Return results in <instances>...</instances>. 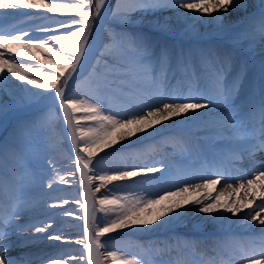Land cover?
Listing matches in <instances>:
<instances>
[{
	"label": "snow or ice",
	"instance_id": "6c2138e0",
	"mask_svg": "<svg viewBox=\"0 0 264 264\" xmlns=\"http://www.w3.org/2000/svg\"><path fill=\"white\" fill-rule=\"evenodd\" d=\"M106 4L107 0H96L93 9L88 0H0V10H10L0 12V20L14 18L17 14L35 15L39 19V14L31 10L74 14L51 18L52 27L21 30L16 25L0 24V91L11 93L14 90L15 93L10 97V105L0 104V113L9 108L24 112L38 105L48 107L40 127L49 131V144L56 141L54 110L62 113L83 188L82 200L76 201L82 211L77 219L83 221V239L76 241L82 246L77 264H105L109 259L112 264H149L119 249L102 253L101 250L108 247L102 238L118 230L140 232L149 231L150 227L170 225L180 217L185 206L191 205H197L198 212L213 219H229L224 213L242 217L246 232L251 231V222L258 223L261 226L259 236L247 237L259 240L258 250L247 252L239 244L232 243L233 237L222 250L212 248L210 251L215 255H207L206 252H197L195 241L176 238L167 243L141 245L151 256L150 264H236L237 261L240 264H264V162L255 160L257 152H264V0H260L257 12L246 18L249 28L237 35L238 42L246 46L248 53L258 52L260 56L255 75L250 74L247 62L234 68L233 58L228 53L220 55L212 50H202L199 72L195 70L196 60L192 54L182 51L176 57L179 77L173 72L170 79L173 53L167 45H161L143 33L110 30L108 42L87 77L92 84L91 92L81 95L70 91V82L79 74L91 39L93 21L100 20ZM247 8L244 0H126L111 9V17L123 27L133 23L135 13H141L142 17H156L157 12L171 10L175 25L207 21L222 30V13ZM180 9L185 11L180 12ZM170 20L171 17H164L162 22L156 17L149 23L154 31L171 33L174 26ZM192 28L194 25L188 31ZM173 79L177 81L175 85ZM16 80L21 83L16 84ZM117 90L122 103L105 107V101L109 99L106 94H115ZM204 116L211 117L210 139L234 147L211 156L201 153L202 159L178 169L176 174L159 161L152 162L158 166H150L147 161L139 164L125 162L107 169L98 165L101 153L104 157L112 153L127 160L129 157L119 150L133 140L159 135L160 128L169 124L187 125ZM37 124V121L26 118L18 120L19 143L15 151L22 153L23 157L28 155L24 149L36 138L33 133ZM245 158L251 162V167L236 168V164ZM48 164L51 165L52 161L49 160ZM229 165L238 175L231 174ZM36 167L41 170L43 179L44 164L41 162ZM72 175L71 172L57 174V178L67 184V177ZM13 176L18 192L23 187L20 181L24 177L35 179V174L28 171L20 175L13 170ZM137 177L141 183L149 185L140 196L109 193L113 182H135L133 178ZM233 179L237 186L225 183V189L228 197L236 194V199L225 197L224 192L213 195L218 185ZM152 181L163 186L152 190ZM52 183L53 180L49 179V188ZM93 189L101 194L94 195ZM204 190L208 194L201 199ZM21 203L18 197L6 215L0 214V264H34L32 259L6 258L4 253L11 243L5 245L2 241L9 235L25 241L43 239L38 235L20 237L19 233L31 230L47 236L52 227L51 223L36 227L37 223L43 222L34 218L28 223L12 220L13 216H23ZM64 203L67 201L49 207H62ZM97 213L104 216L99 223ZM64 215L73 213L65 212ZM9 227L11 233L7 231ZM47 239L62 241L64 236L56 234L47 236ZM184 251L188 252L187 256L173 255V252ZM45 258L48 264H71L68 259L35 256V260Z\"/></svg>",
	"mask_w": 264,
	"mask_h": 264
},
{
	"label": "bare ground",
	"instance_id": "6f19581e",
	"mask_svg": "<svg viewBox=\"0 0 264 264\" xmlns=\"http://www.w3.org/2000/svg\"><path fill=\"white\" fill-rule=\"evenodd\" d=\"M67 2V0H64ZM260 3V0H246V4L248 5V8L245 9H236V10H230L229 12L222 13L224 16L223 19V29L222 30H217V27L214 24H210L207 21L204 22H194V21H188L187 23H183L180 25H175V16L171 10H167L164 12H157L156 17H160L162 22L164 17H171V20L169 23H173L174 26V31L171 33H160L154 30H150L148 28H137L134 27L133 24L136 25L138 22H147V21H153L156 17H153L152 15H148L147 17H142L140 14H135L132 17L133 23L127 26V28H124L122 31L126 32H132V33H143L152 38L153 41L159 42L161 45H167L170 50L173 53V61H172V69L169 72V77L171 79L172 73L176 72L177 77H179V71L177 69V64H176V57L179 55L180 52L184 53H191L192 57L196 60L195 64V70L197 72L200 71L201 64L199 63V57L200 53L202 50H212L215 53H218L220 55H224L225 53H228L232 56L233 58V67L235 68L236 65L240 63L247 62L249 64L250 68V74L255 75L258 72L259 69V60L260 56L258 55V52L256 54H250L245 51L243 53L242 51L244 50L243 48L246 49L245 45H241L238 40H237V35L241 32H244L246 29L249 28V23L247 21V17H251L252 14L248 13L245 14V11L249 9H254L253 13H256L258 10V5ZM256 8V9H255ZM111 9L110 6V0H107V4L101 14L103 16L106 14L109 10ZM2 11H7V10H0ZM34 11V10H31ZM180 12H184L185 10L180 9ZM38 13V12H34ZM39 14V19L35 15H28V16H23V17H29L31 20L27 23H23L19 26H17L21 30H25L28 28L32 27H37V26H49L52 27L54 26L51 22V19L49 16L45 17L46 12H40ZM74 15L71 13H68L66 16ZM64 16H58L57 18H63ZM8 18V17H7ZM10 19V20H9ZM5 20H0V24H3L4 26H11L18 22L19 20H24L21 16L18 18H9ZM21 21V22H22ZM101 21V19H100ZM103 23V22H102ZM100 24V26L102 25ZM142 24V23H141ZM144 24V23H143ZM190 24H196L198 27H195L191 31H188L186 26ZM226 25H229L232 29H236V31L233 32H227V27ZM148 27V25H146ZM103 28L107 31H117L116 28L110 24H105L103 25ZM187 32V34H186ZM59 34V33H57ZM178 35V36H177ZM187 37V38H185ZM97 41H93L89 46L88 50L86 52V57L82 61L81 67L79 69V72L88 67L90 63V59L93 56L91 54V51L95 47V44ZM236 43H239L238 45H235ZM243 49V50H242ZM9 76L11 74H8ZM15 80V78H14ZM176 80L173 79L172 83L173 85L176 84ZM16 84L21 83L20 81L16 80ZM30 87V86H29ZM115 88V85H114ZM92 86L85 90V91H76L80 93L81 95L83 94H88L91 92ZM38 91V90H37ZM119 95H114V94H109L107 93L106 95L109 96V99L105 101L104 106L107 107L109 104L112 106H118L122 103L121 95L119 90H117ZM14 90L13 92H8V91H0V104H11L7 99L10 98L11 96H14ZM87 98V97H86ZM47 107H42L39 110V113L35 114H26V115H21L18 117H11L9 120L7 126L4 129V125H0V129L4 130V153H10L13 154L15 153V140L12 137L15 133H17V128L12 129L11 127H17L18 120L22 118L30 119L37 121L38 123H42V118L44 117L45 113L48 112ZM44 114V115H43ZM3 115V113H0V117ZM41 115V116H38ZM43 115V116H42ZM55 124H60V129L65 133V138L66 140L69 141L70 146V137L67 135L66 131V126L63 122V117L62 113L60 114V118L57 115H53ZM3 123V122H2ZM180 125L183 127L180 129ZM56 126V125H55ZM59 126V125H58ZM160 127V126H158ZM212 127L211 123V117L210 116H204L201 119H198L196 121H193L187 125L184 124H177V123H172L166 126V128H160V133L159 135H153L150 138H145L143 136L140 137L139 140H133L132 143L119 151L121 153H124L127 155L129 158L127 160L123 158H117L114 154L109 153L108 157H104L103 153L99 154V157H102V162H100L99 167L100 168H111L115 167L117 164H123L125 162L127 163H141L144 161L149 162L150 166H158L156 163H152L153 161H159L163 162L165 165L168 166V168L171 170H174L177 172L178 169H183L180 164L182 163H177L179 166H174L173 164H170L168 159L170 155L172 156L173 154H178L181 155L180 153H185V156H189L191 154L197 156L200 158L201 153H207L208 155L211 154L212 152L208 150L206 147L203 145L200 146L199 150L201 152H195L192 149H189L191 147H196L195 142L197 137L203 138V139H209L211 141H215L214 139H210L212 137V133L209 132V128ZM179 130L177 131V129ZM60 129L54 128V134L56 137V141H59L60 139L64 140V138H61L60 135ZM49 131L43 132L41 137H48L49 136ZM60 140V141H62ZM53 142L54 146L57 145V142ZM63 142V141H62ZM183 142V143H182ZM64 143V142H63ZM201 145V144H200ZM169 148L170 152H166L164 148ZM163 148V149H162ZM186 149H189L186 150ZM221 149V148H220ZM14 150V151H13ZM174 150V151H173ZM48 155L52 153H57L56 156L57 159L60 157V153L56 151L54 148H48L47 149ZM151 154H156L155 158H151ZM3 155V154H2ZM261 155V156H259ZM56 156H52V159H56ZM262 154H259V152L256 153L255 160L257 162H261ZM264 157V156H263ZM50 158V157H49ZM264 160V158H263ZM12 160H4L5 164H9L8 168L14 167V170L17 172V174L23 175L25 171L22 169V165H14L11 163ZM168 161V162H167ZM194 161V160H193ZM197 161V160H196ZM66 162L65 159L61 161L60 163ZM21 166V167H20ZM62 172H69L70 170L72 171V167H70L68 164L64 166H60ZM185 167V165H184ZM230 170H234L231 168V165L228 166ZM250 168V167H249ZM13 174V173H12ZM99 174V173H97ZM176 174V173H173ZM235 176V175H233ZM208 178H214V177H208ZM28 178L24 177L20 182L21 184H24ZM139 177L133 178L134 181L138 180ZM127 182H133L130 180H125ZM156 181H152L151 183H154ZM12 179L11 176H8L7 174H4V192L5 189H9L11 187ZM121 183H124V181H119V182H113L111 186H119ZM158 183V182H156ZM194 183V182H193ZM225 183H232L233 187L237 186V181L235 179L227 181V182H222L220 185L216 187V189L213 191V195H219L221 192H224V196L229 198V199H236V194H233L231 197H228V192L225 189ZM161 185V184H160ZM146 185L141 183L138 184L136 188L134 187H129L127 192H121L122 195L125 194H132L135 196H140L145 192V187ZM163 185H161L162 187ZM73 186L67 185L65 188L61 190V192H71L69 189H71ZM14 189V188H12ZM155 190V189H153ZM13 191L6 190L7 197H10V193ZM67 192V193H68ZM52 193L47 191L44 196L47 198H51ZM77 193H74L73 197ZM208 194L207 190H204L203 195L200 197L201 199L204 198ZM15 195H11V197H14ZM58 196V195H56ZM72 195L68 196L66 195L63 198H70ZM59 197V196H58ZM72 197V198H73ZM240 197H243V193L240 194ZM62 198V199H63ZM12 199V198H11ZM17 200V198H16ZM15 199L13 198L10 203H9V208L12 207V205L15 203ZM77 200L71 201L72 203H67L63 205L62 207H55L54 209L51 210V212L47 215L46 219L52 220L57 214H63L65 211L71 212V211H76L79 212V209L77 208L78 204L76 203ZM246 202V201H244ZM42 205V204H41ZM197 205H191V206H185V209L181 211V215L178 219H176L172 224L167 225V226H162L160 228H155V227H150L151 230H156L155 233L153 234H148L146 236H134L131 235V233L127 234V236H120L118 237L117 241L122 243V248L123 250H133V251H126L127 253H134L136 256L137 255H143V256H148V252L144 250V248L140 247L148 246V242H152L154 239L156 240H161V242H169V241H174L176 238L180 239H186L189 241H195L196 242V247H197V252H206L207 255H211L215 253L210 251L212 248H220L221 250L223 249L224 245L226 242L229 241V237L231 235L237 234V237L239 239V245L240 246H245L248 241L249 243H252L253 240L248 239L247 237H258L260 233V228L261 226L256 223V222H251L253 227L251 231H246L244 232V221L242 217H235L231 216L230 213H224V216H228L229 219H213L210 215H206L204 213L198 212ZM8 208L0 206V214H7ZM72 209V210H70ZM7 210V211H6ZM11 210V209H10ZM17 216V215H16ZM19 216V215H18ZM97 222L99 223L103 218V214L100 213V215L97 216ZM78 219L77 216H66L62 215V218L60 222L58 223H52L51 229L47 232V236L51 235H56V234H62L65 238H72L76 237L79 233H81V228L79 227L78 224ZM233 221H235L233 223ZM23 222V223H28ZM48 224V223H47ZM102 226V224H101ZM222 229L220 232H216L215 230L217 229ZM9 233L12 232L11 227L7 229ZM22 231L21 233L23 234ZM20 233V234H21ZM19 236L20 237H25L22 236V234ZM244 234L243 236H240ZM47 236L44 234L40 237H43V239H37L35 241L28 240L25 241L24 239H18L16 235H9L5 237V239L2 241L5 245H8L11 243V247L4 253V256L6 258H24V259H32L34 260V264H48V259H42V260H35L36 255H44L45 257H50L54 259L61 258L62 256L68 255V254H80V246H63L60 247L59 244H53V247L51 248L47 244H41L43 242L49 241L47 239ZM241 237V238H240ZM233 238V237H231ZM235 240L237 239L234 237ZM258 241V240H255ZM58 243V242H57ZM206 243V244H205ZM233 244L234 241H232ZM28 246V247H23V246ZM31 245V246H29ZM208 245V246H207ZM105 250L107 251H112L109 247L107 249H102L101 252L103 253ZM258 250V248H257ZM249 252V251H247ZM175 255H184L187 256L188 252L184 251L182 253L178 252H173ZM250 253V252H249ZM63 254V255H60ZM207 255L205 256L207 258ZM219 258V257H217ZM106 261H111L106 260ZM105 261V262H106ZM236 264H240V261H237Z\"/></svg>",
	"mask_w": 264,
	"mask_h": 264
},
{
	"label": "rangeland",
	"instance_id": "374dc122",
	"mask_svg": "<svg viewBox=\"0 0 264 264\" xmlns=\"http://www.w3.org/2000/svg\"><path fill=\"white\" fill-rule=\"evenodd\" d=\"M64 2H66V1H64ZM95 2H96V0H88L89 5L93 9L95 7ZM124 2H126V0H110L111 9L113 7H115L117 4L124 3ZM244 2L246 3V0H244ZM253 11H255V10L254 9H249V10L245 11V14H248V13L253 14ZM58 14H60V13H58ZM67 14L68 13L60 14V15L66 16ZM135 14H140L141 15V13H135ZM46 16H49L50 19L58 17L56 15H52V14H49V13H46ZM22 18H24L23 21L22 20H19L18 22L16 21V23L14 25L19 26L22 23H27V22H29L31 20V18H29V17H22ZM109 20H110V23L109 22L108 23L116 28L117 31H115V32H121L122 30H124V27L127 26L126 25V26L122 27L121 25H119L118 22H116V21H114L112 19L111 14H110V17H109L108 21ZM144 23H145V25L150 26L149 21L144 22ZM94 24H95V20L93 21V25ZM191 25H194V28L198 27V25H196V24H190V25L186 26V28L189 29V27ZM226 27H227V32L236 31V29H232L229 25H226ZM32 28H35V27H32ZM194 28H192V29H194ZM28 29H25V30H28ZM235 45H239V43H236ZM243 49L242 50L245 52L246 49L245 48H243ZM100 55H101V52H100ZM100 55H98L97 57H99ZM97 57L95 58L94 65L97 63ZM101 63H103V61H101ZM91 71H92V69H91ZM12 79L14 80V78H12ZM91 86H92V84L89 81V79L85 78L81 83H79L77 85V87L74 90V92H76V91H79V92L80 91H85V90L89 89ZM30 87H32V86H30ZM113 87H114V85H113ZM36 90L40 91L39 89H36ZM109 94H111V93H109ZM115 94L119 95L118 92H116ZM7 100L9 102L11 101L10 98H8ZM0 102H1V100H0ZM54 115H56V113H54ZM38 116H41V115H38ZM39 123H38V125L41 124V123L40 124ZM182 127L183 126L180 125V129ZM44 130L46 131L47 129L45 128ZM178 130H179V128L177 129V131ZM33 135L36 138L32 141L31 145H29L27 148L24 149V151L27 152V154H28L27 157H23V154L20 153V152H17V151H15V153L13 152V154L4 153V136H3V139L0 141V181H2V178L4 177V167L7 168V171H8L7 173H10L12 170H14L13 167L12 168L6 167V165L4 163V160H5V158H8L9 160L14 161L16 165H22V169L24 171L26 170L28 172H31V173L35 174V179L34 180L29 179L30 180L29 182L27 181L26 183L22 184L23 187L18 192V193H20V195L28 194L30 192L32 193V191H34V190H37L39 192L50 191V193H52L51 197H53L54 199L47 198L45 196L42 199V203H44L45 206H49V205H52V204H59L61 201H67V203H68L70 201V199L69 200H67L68 198L64 199L63 196L65 197L66 195H68V196L72 195V197H73L74 193H77V194L73 198H71V200H73V201L74 200H77V201L78 200H82L81 193L83 191V188L81 186V178L80 177H78V176H77V178L75 176L67 177V179L69 181V183H67V184L59 182V180L57 178V174L66 175L69 172L73 173L72 171H69V172H62L61 171L62 167H60V166H64V165H67V164L69 165L68 161L60 163L61 161H63L65 159L64 158V155L66 154L65 144H63L60 141H56L57 145H55V146L53 144L48 145V142L46 141L45 138H41V137H39V135L36 136V134H34V133H33ZM10 138H14L13 139V140H15V144L14 145L16 147L17 144L19 143L18 132L15 133ZM49 147L50 148H54L56 151H58L60 153V157L58 159H57L58 156H56L57 153H52V154H50V156L48 155L47 149ZM52 156H54V157L56 156V159L51 160ZM41 157L43 158L42 161L40 159ZM49 160L52 161L51 165L48 164ZM29 161H31V166H29ZM41 162L44 164L43 179H41V170L38 167H36V165H38ZM100 162H102V157L101 156H100V158L98 160V164ZM105 169H107V167ZM73 175H74V173H73ZM49 179L53 180L51 188L48 187ZM138 184H141L140 178L138 180H136L135 182H126L125 181L124 183H121L119 186H110L109 193L110 194L111 193H115L116 195L122 196L121 192H123V193L127 192L129 187L136 188L138 186ZM66 185L73 186L71 189H69V191H71V192H68V191L60 192L59 189L60 188L63 189L64 186H66ZM145 187L147 189V188H149V185H146ZM151 189L153 190L152 187H151ZM51 191H53V192H51ZM102 192H103V190H102ZM93 194L99 196L101 193H98V194L96 193L95 194V191L93 189ZM3 195H4V193H3ZM56 195H58L59 197L56 196ZM0 197H2L1 194H0ZM67 203H64V204H67ZM49 208L52 209L54 207H49ZM77 208L79 209V212H76V211H71V212L73 213V215H76L78 217V216L82 215V211L80 210L79 205L77 206ZM70 210H72V209H70ZM65 212H68V211H65ZM63 214L57 215L58 217H56V219H54V222L57 223L60 220V218H62ZM98 215H100V213H97V216ZM97 219H98V217H97ZM78 224H79V227L81 228V231H83L82 230L83 226H81L82 225V220H79ZM111 235H112V233L107 235V236H105L104 238H106L108 236L110 237ZM80 249L82 251V248H80ZM108 263H112V261H108ZM149 264H150V262H149Z\"/></svg>",
	"mask_w": 264,
	"mask_h": 264
}]
</instances>
